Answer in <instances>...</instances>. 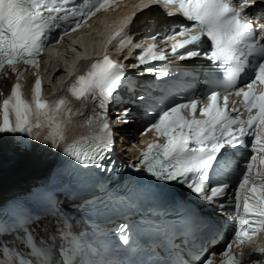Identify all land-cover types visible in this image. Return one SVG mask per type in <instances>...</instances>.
Returning <instances> with one entry per match:
<instances>
[{"label":"snow or ice","instance_id":"obj_1","mask_svg":"<svg viewBox=\"0 0 264 264\" xmlns=\"http://www.w3.org/2000/svg\"><path fill=\"white\" fill-rule=\"evenodd\" d=\"M150 4L162 5L167 16L173 18L171 24L151 36L154 41L159 38L170 42V48L137 45L140 52L133 67L165 61L170 53L178 60L203 56L211 68L207 90L201 97L193 96L159 111L146 131L154 132L163 143L149 142L136 167H142L156 181L186 185L198 198L213 203L225 196L229 185L224 182L209 189L210 172L233 169L230 150L250 147L251 155L238 173L234 203L230 201L234 208L232 240L218 254V260L217 253H210L202 262L241 264L242 253H235L233 248L250 243L264 232V23L253 22L264 19L256 14L257 9H264V0H149L142 7L148 9ZM114 6H118L117 0H0V71L8 68L16 76L10 94L0 102V134L34 137V129L47 128L46 142L55 146L63 141L67 124L72 116L80 114L79 110L73 112L63 97L42 99L38 75L31 99H25L20 84L23 72L17 71L16 65L38 69V57L57 29L64 30L59 37L62 39L68 34L66 25H72L71 31H75L89 17ZM136 19L139 17L134 12L111 38H119L118 46L132 43L125 30ZM145 71L157 78L170 74L151 66ZM126 77L124 65L105 55L67 89L74 99L93 105L85 121L88 135L64 149L80 164L100 166L111 151L113 130L108 123V108ZM245 78L249 82L240 86ZM127 115L126 109L117 119L127 122ZM246 138H251L250 143ZM122 239L127 243V236ZM255 251L264 256V248ZM65 264L73 262L70 259Z\"/></svg>","mask_w":264,"mask_h":264},{"label":"bare ground","instance_id":"obj_2","mask_svg":"<svg viewBox=\"0 0 264 264\" xmlns=\"http://www.w3.org/2000/svg\"><path fill=\"white\" fill-rule=\"evenodd\" d=\"M148 19L149 17L146 20ZM97 24L98 20L95 18L91 20L89 28H94ZM86 41L90 46L92 44V36H87ZM63 64L64 60L57 59L49 66L44 67L43 70H39L38 74L43 76L50 74L51 78H61L66 72ZM31 79V77L25 79L23 82L24 88L28 86ZM133 121L136 123L135 117H133ZM112 130L115 136L119 132H127L125 128H114ZM33 133L34 137H29L27 143L20 149H16L15 146L6 148L4 146L5 143L2 139L0 140V201L35 185L47 171L48 160H50L54 145L51 141H45V136L47 135L45 132L34 129ZM122 141L125 145L121 144ZM115 144L118 151H121L120 154H124L127 151L125 146H131L128 137L121 138L119 141L116 140ZM49 227L52 228V223H43L41 232L44 229L49 230ZM214 248L215 246L210 247L209 251Z\"/></svg>","mask_w":264,"mask_h":264}]
</instances>
